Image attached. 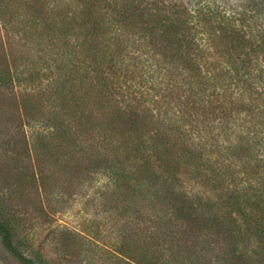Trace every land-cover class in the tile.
<instances>
[{
	"label": "trees",
	"instance_id": "16d2710c",
	"mask_svg": "<svg viewBox=\"0 0 264 264\" xmlns=\"http://www.w3.org/2000/svg\"><path fill=\"white\" fill-rule=\"evenodd\" d=\"M0 95L33 131L17 185L95 206L80 264H264V0H0ZM1 185L3 249L57 264Z\"/></svg>",
	"mask_w": 264,
	"mask_h": 264
},
{
	"label": "rangeland",
	"instance_id": "374dc122",
	"mask_svg": "<svg viewBox=\"0 0 264 264\" xmlns=\"http://www.w3.org/2000/svg\"><path fill=\"white\" fill-rule=\"evenodd\" d=\"M23 115L20 98L16 95L9 98L0 95L1 187L4 189V197L10 209L15 210L16 214L20 213L25 220L27 229L23 237L27 243H24L22 248L29 253L32 247L43 249L53 263L80 264L71 252L62 250L60 245L62 235L68 234L67 231L70 229L79 228L78 224L84 219V214H92L95 206L86 202L89 198L83 197L86 196L84 193L80 195L71 192L62 196L60 201L54 200L53 206L57 204V210L62 212L52 215L51 209L44 201V192L40 193L32 185H17L16 180L20 175L26 173L28 169L35 171L38 166L37 161L27 153L26 141L31 140L33 131L27 126ZM0 264H20L3 249L1 243Z\"/></svg>",
	"mask_w": 264,
	"mask_h": 264
}]
</instances>
